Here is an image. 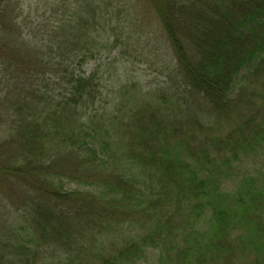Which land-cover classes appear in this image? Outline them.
I'll return each instance as SVG.
<instances>
[{"label": "trees", "instance_id": "1", "mask_svg": "<svg viewBox=\"0 0 264 264\" xmlns=\"http://www.w3.org/2000/svg\"><path fill=\"white\" fill-rule=\"evenodd\" d=\"M75 1L79 9L68 13L69 27L41 51L31 44L40 33L50 36L47 22L24 34L25 26H17L21 0H0V58L23 62L19 73L27 76L14 90L23 87L11 137L0 143L6 194L0 264H248L251 255L252 264H264V160L258 156L264 153V108L226 135L218 126L219 117L238 108L234 92L241 86L250 85L264 103V0H97L96 7L93 0ZM141 2L159 23L145 65L161 71L155 63L160 53L172 55L175 62L166 68L173 70V93L164 87L147 93L134 77L122 81L115 73L129 44L148 35L136 26ZM102 21L106 26H99ZM133 27L142 33L138 38L125 32ZM159 37L166 39L164 48ZM105 54L100 76L97 59ZM113 77L119 93L105 96ZM196 125L208 133L202 136ZM245 162L258 166L232 175ZM135 164L151 169L158 188L143 186ZM56 168L69 174L50 172ZM48 177L50 190L33 186ZM91 177L104 181L83 180ZM233 177L235 184L225 189L223 180ZM80 180L86 187L70 189ZM92 184L105 191L99 199L105 207L91 200L97 197L89 195ZM75 196L93 205L78 210L83 199ZM129 206L141 215L137 232H123L111 218ZM170 206L182 214L180 222ZM11 214L21 220L12 221Z\"/></svg>", "mask_w": 264, "mask_h": 264}, {"label": "rangeland", "instance_id": "2", "mask_svg": "<svg viewBox=\"0 0 264 264\" xmlns=\"http://www.w3.org/2000/svg\"><path fill=\"white\" fill-rule=\"evenodd\" d=\"M17 1V0H16ZM93 4L94 7L97 6V0H93L91 2ZM21 5H22V16L18 18L19 23L17 24V26H25V33L27 34L28 31L30 30L29 28L32 26L33 29L36 26H44V23L47 22V26L50 27V36L49 34H46L45 38L42 37V34L40 33V37H38L37 39H35L31 46H37V48L39 47L42 51V49H46V45H48L49 41L50 43H54L58 41V37L56 36V34L61 31L64 28H68L69 27V14L68 13H74L76 10L79 9V4L78 2H76L75 0H21ZM133 9V8H132ZM59 10V18L58 21L55 19L54 14L57 13V11ZM136 10L137 12L143 13V18H142V23L136 26H139L141 28H144L148 35H142V33H138L136 32V28L133 27V32L129 29H126L125 32L128 34H133V36L137 37V36H141L142 38H140L139 42L136 41H132L129 46L126 48L127 50V54L126 55H120V61L118 63H116V71H119L120 76H121V80L122 81H126V80H131L132 77L135 78V81L138 82L137 85H144V90L145 92L148 93V91H150L149 89H153L152 91H155L158 88H162L164 87V89H170V93H173V90L171 89L172 87V82L169 78V74L171 71L170 67L169 69L166 68V66H170V64L172 62H175V59L173 58L172 55H169V57L166 59L165 56L160 53V57L158 59L156 63V66L161 67V71H153V68H155V66L153 65L151 67L152 64H149L148 67L145 64H148L147 62H145L146 57L149 53V50L155 42V36L153 35L154 32H157L158 30V26L159 23L157 21L156 16L154 15V13L145 6V4L142 2L140 3V5H136ZM17 23V21H16ZM57 23V24H56ZM60 26L63 24H66L65 26H60V27H56L53 26ZM74 25H78V24H74ZM99 26H106V21H102L99 23ZM108 27V26H107ZM100 35V40L101 42H103L105 40V37L102 33V27H98V31H97ZM136 32V33H135ZM140 34V35H139ZM10 38V37H8ZM8 38L4 39L6 42L8 43H12V39L8 40ZM138 38V37H137ZM65 40V36L60 38L59 42H63ZM148 42L149 44H146V42ZM165 41L166 39H164L163 37H159V42L161 43V46H165ZM58 42V44H60ZM133 43V44H132ZM57 45V43H55ZM4 45V43L2 44ZM1 46V49L4 50ZM141 47H145V49L143 51H139ZM147 48V49H146ZM164 48V47H163ZM164 50V49H163ZM120 53H123L122 51H120ZM32 57H34L33 55H31ZM101 57V56H100ZM27 58V55H26ZM30 58V56H29ZM145 58V60L143 59ZM106 60V54L102 56V59H97V67H99V73L100 76L103 75V72H106L105 67H103L104 63ZM121 60H124V64L122 63ZM174 60V61H173ZM23 62L21 61H17L16 59L10 58V57H5L2 56L0 58V143H2L3 141L7 140L9 137H11V135H9V129L12 125L11 120H13V118L15 117V113H14V104L16 102V98H18V93L22 92V88H18L17 91H14L17 88V85L20 84V82L22 81V79H27V76L25 75V71H23L22 73H19V70L21 69V65ZM93 63L89 62L88 64L85 65V68H87L88 70H90L93 67ZM131 84V83H130ZM23 85V83H22ZM46 82H42V86H45ZM118 84L117 81H115L114 77L113 79L110 81V85L107 87V89H104V94L106 96V92L108 94H114L117 95V93H119V88H118ZM160 88V89H161ZM240 88L243 89V91H238ZM240 88H238L236 90L235 97L237 98V100L240 102L238 108H233L228 114L223 115L222 117H219V121H218V126H219V130L221 132H216V133H221L222 135H226L228 134V132L234 130L236 128V126L239 124V122L245 118V117H249L252 114H256L258 110H263L264 108V103L262 102V100L258 97V94H256L255 90L253 88H251V86H247L245 87V85L241 86ZM141 96V95H140ZM170 96V98H173V100H176V96L175 94H170L168 95ZM142 97V96H141ZM140 97V98H141ZM144 97V96H143ZM149 98V96H146L144 98ZM111 98V97H110ZM174 101H172L170 104L172 105ZM44 102H42L40 105H42ZM115 102H113L112 105H114ZM111 107V104L110 106ZM113 107V106H112ZM42 108V107H41ZM40 108V109H41ZM259 116V115H258ZM260 117V116H259ZM195 129L197 130V132L202 133V136H205V134H207V129L206 128H202L199 125L195 126ZM214 132V131H213ZM212 133V131L210 132ZM204 139V138H203ZM208 156L209 158H211V154L209 152ZM259 157L263 158L262 160H264V153L260 151V154L258 155ZM192 156H185L186 160L189 161H199L200 159L198 158H194ZM261 160V161H262ZM259 164V161H258ZM258 164H254V163H244L242 166H239L238 169H235V171H233L232 175H242L250 170L253 169L254 166H258ZM260 165V164H259ZM127 167V166H126ZM124 167V168H126ZM134 169L136 170V173L138 174L139 177L146 179V183L145 185H143L144 187H148V186H154L155 188L157 186V182L154 184V180L155 175H151L150 171L151 169H147L145 168L143 165L141 166V164H135ZM123 168V169H124ZM50 172L53 173H61V174H69V173H62L63 171L59 168L56 169H52L50 170ZM67 175H62V176H67ZM81 175L84 177V174L81 173ZM82 177V178H83ZM97 177V176H95ZM70 176L67 180H70ZM81 178V179H82ZM46 179V178H45ZM43 178V180L45 182L42 183L37 182V181H33V179H31L32 184L34 187H36L38 184H40L42 186V190H47L49 189L47 186L48 184H50V180L51 177H48V179L45 180ZM235 179V177L230 178V179H225L223 180V184H224V188L226 189L227 187L230 188V185H234L235 181H233ZM86 182H94V183H98L101 181H104L102 178H94L91 177V179H83ZM58 182V181H56ZM38 183V184H37ZM85 184L83 181H78L74 182L70 184V189L73 188H79V187H86V186H81ZM90 185V184H89ZM1 186V185H0ZM23 186V185H22ZM21 186V187H22ZM230 186V187H229ZM89 195L92 196H97L95 198H92L91 200L93 201V203L98 207H105L106 205L103 204L99 199H101V195L103 192H100V190H97V184H92L91 186H89ZM163 187V186H162ZM173 187V185H170V187H167L166 189L168 190L169 188ZM82 191H86L85 188H80ZM146 189V188H144ZM50 190V189H49ZM41 193V192H40ZM83 194H85L84 192H82ZM169 197L167 198V200L169 201V203H171L174 208L176 199L174 200L173 198V193L172 191L168 192ZM6 195L4 192V189L2 188V186L0 187V221L2 220V214L5 213V207L4 204H1V202H4L3 196ZM32 195V193H30V196ZM37 197L36 198H40L39 193L37 192ZM35 198V195H34ZM75 199H83L82 196L74 197ZM111 198V197H110ZM85 201L84 199L80 201V205L78 206V210H81L83 208H91L90 206L93 205V203H90V201ZM6 204V203H5ZM98 204V205H97ZM22 205V204H20ZM164 206H166V204H164ZM173 206H170V212L172 213V216L174 219H177L178 222H180L182 220V214L178 211H175ZM183 209H185V205H182ZM127 208H131V206L129 207H124V211H119L118 213L114 214L111 216L112 220H118L120 222V226H122L124 228L123 232H128L129 229L133 232H137L139 230V227H135L134 224L138 223L137 220L141 218L140 214H136L135 212L127 209ZM85 211V210H84ZM83 211V212H84ZM108 216H106L107 218ZM105 218V221H106ZM11 219L12 221L14 220L15 222H18L21 220V217L17 215H12L11 214ZM107 222V221H106ZM103 223V220H101L100 222H98V224ZM129 226V228H128ZM80 228V227H79ZM105 231H108V229H105ZM107 233V232H106ZM106 233L102 234L104 235V238L113 240L114 236L113 235H107ZM125 237H128L127 234L124 235ZM100 238H103L100 237ZM114 242L111 241L110 243ZM117 242L122 243L123 239H117ZM254 260V256L251 255V259L248 260V264H252ZM43 262V261H40ZM51 264H54V259L52 260ZM237 264H242L241 260H239L237 262Z\"/></svg>", "mask_w": 264, "mask_h": 264}]
</instances>
